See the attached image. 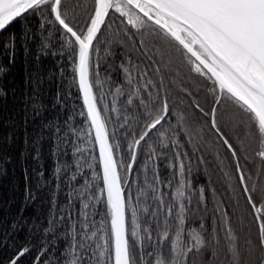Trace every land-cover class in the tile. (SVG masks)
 Here are the masks:
<instances>
[{"label":"snow or ice","instance_id":"6c2138e0","mask_svg":"<svg viewBox=\"0 0 264 264\" xmlns=\"http://www.w3.org/2000/svg\"><path fill=\"white\" fill-rule=\"evenodd\" d=\"M32 18L64 65L25 105L49 209L0 264H264V0H0V34Z\"/></svg>","mask_w":264,"mask_h":264},{"label":"trees","instance_id":"16d2710c","mask_svg":"<svg viewBox=\"0 0 264 264\" xmlns=\"http://www.w3.org/2000/svg\"><path fill=\"white\" fill-rule=\"evenodd\" d=\"M27 28H31V39H25L22 35ZM11 34L16 36L14 62L9 65L8 57L0 55V63L8 66L7 74L0 80V86L8 93L6 97H0V232L11 231L12 223H18L13 242L23 244L28 242L29 228L33 223L46 225L49 209L46 197L36 188L38 180L33 169H40L32 158L34 149L25 144V132L31 134L35 127L31 122L27 125L24 123L25 119H30L25 114L26 98L34 88H38L41 99L50 106L57 88L60 87L63 91L58 73L64 65L58 64L59 58L51 55L35 59L43 39L36 27L35 18L26 22V26L15 23L9 33L0 34V48L7 35ZM67 75L68 69L65 67V76ZM31 140L32 136L29 135V144ZM50 147V142H46L41 148L45 178L49 176L53 166L52 158L48 155ZM4 156L9 157L7 162L4 161ZM25 169L28 170L27 184L35 192L36 199L28 204L24 219L21 220L19 213L24 202ZM212 179L215 182L217 176L214 174ZM217 188L219 190V185ZM35 239L33 238V243ZM11 254L7 248L0 250V260H7Z\"/></svg>","mask_w":264,"mask_h":264}]
</instances>
